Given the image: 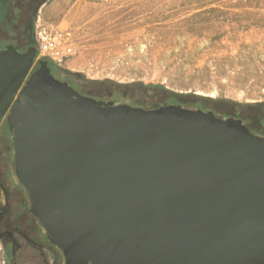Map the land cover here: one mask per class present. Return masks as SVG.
<instances>
[{"label":"water","instance_id":"95a60500","mask_svg":"<svg viewBox=\"0 0 264 264\" xmlns=\"http://www.w3.org/2000/svg\"><path fill=\"white\" fill-rule=\"evenodd\" d=\"M0 49L13 167L64 264H264V137L179 104L78 95Z\"/></svg>","mask_w":264,"mask_h":264},{"label":"rangeland","instance_id":"374dc122","mask_svg":"<svg viewBox=\"0 0 264 264\" xmlns=\"http://www.w3.org/2000/svg\"><path fill=\"white\" fill-rule=\"evenodd\" d=\"M42 2L29 7L26 40L35 46L40 23L71 32L78 95L146 109L179 104L211 110L239 117L264 135V0ZM9 27L0 20V35ZM37 60L49 61L36 52L30 73ZM198 88L213 94H199ZM6 247L0 237V264H37V258L13 263Z\"/></svg>","mask_w":264,"mask_h":264},{"label":"flooded vegetation","instance_id":"af4514ba","mask_svg":"<svg viewBox=\"0 0 264 264\" xmlns=\"http://www.w3.org/2000/svg\"><path fill=\"white\" fill-rule=\"evenodd\" d=\"M42 3V0H0V20L10 26L0 35V49L12 45L19 52L27 50L29 44L26 37L31 22L28 15L29 7ZM12 25L15 27L12 28ZM47 65L52 73V65L49 62ZM64 80L74 90H79L81 87L74 75L67 76ZM95 99L102 100L99 96ZM243 125L253 134L264 136L253 131L249 123ZM13 153L12 132L7 125L2 126L0 127V195L4 197V204L0 208V237L6 243V252L14 259L13 263L15 260L34 263L37 258V264H59L63 257L62 252L50 241L38 219L29 211L27 193L14 172Z\"/></svg>","mask_w":264,"mask_h":264},{"label":"built area","instance_id":"2783aa9c","mask_svg":"<svg viewBox=\"0 0 264 264\" xmlns=\"http://www.w3.org/2000/svg\"><path fill=\"white\" fill-rule=\"evenodd\" d=\"M70 33L69 30L52 28L48 23L36 25L35 46L40 58L52 59L58 54L70 55L73 52L69 41Z\"/></svg>","mask_w":264,"mask_h":264},{"label":"crops","instance_id":"0c3cea01","mask_svg":"<svg viewBox=\"0 0 264 264\" xmlns=\"http://www.w3.org/2000/svg\"><path fill=\"white\" fill-rule=\"evenodd\" d=\"M48 60L49 61L47 62H49L52 65L53 70L57 68L64 69L68 71L67 75L69 76L76 75V73L78 72L77 69L75 68L76 66H78V63L75 60L70 59L69 55L64 56V55L58 54L54 58L48 59Z\"/></svg>","mask_w":264,"mask_h":264},{"label":"trees","instance_id":"16d2710c","mask_svg":"<svg viewBox=\"0 0 264 264\" xmlns=\"http://www.w3.org/2000/svg\"><path fill=\"white\" fill-rule=\"evenodd\" d=\"M52 73H53V75L56 77V78H58V79H60V80H64V78H60V74L61 73H63L64 75H67L68 74V71H66V70H64V69H59V68H57V69H54L53 71H52ZM67 76H69V75H67Z\"/></svg>","mask_w":264,"mask_h":264},{"label":"bare ground","instance_id":"6f19581e","mask_svg":"<svg viewBox=\"0 0 264 264\" xmlns=\"http://www.w3.org/2000/svg\"><path fill=\"white\" fill-rule=\"evenodd\" d=\"M165 82H166L169 86H173V85H171L170 81L166 80ZM175 85H176V84H175ZM196 92L199 93V94H209V95L213 94L212 91H209V92L207 91V92H205V91H203L202 88H198V89L196 90Z\"/></svg>","mask_w":264,"mask_h":264}]
</instances>
